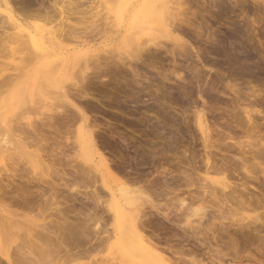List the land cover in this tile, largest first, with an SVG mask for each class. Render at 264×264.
Here are the masks:
<instances>
[{
	"label": "bare ground",
	"instance_id": "obj_1",
	"mask_svg": "<svg viewBox=\"0 0 264 264\" xmlns=\"http://www.w3.org/2000/svg\"><path fill=\"white\" fill-rule=\"evenodd\" d=\"M178 1L177 11L172 6V0H115L113 5L105 6L107 10L100 18L102 22H97L96 16L90 27L85 25L92 34L89 32L90 35L84 36L81 29L82 35L78 36L80 28L74 31L72 21L69 22L70 15L68 17L64 12L74 15L83 13L84 17L93 8V0H62V4L57 0H42L38 5L33 4L38 8L30 10L28 15L25 13V18L15 13L10 0H0V176L10 177L9 182L13 179L16 187L10 185L13 182L9 183V178L5 179V185L0 182V261L5 260L7 264H41V259L49 256L53 249L55 254L64 251L76 260L74 255H90L109 246L122 254L123 259L118 257L123 260L122 264H203L201 256L214 251L221 254L222 248L230 251L226 256H230L231 264H264V236L261 230L264 227V211L237 219L228 218L234 204L247 209L264 208V112L257 107L263 94L257 88L245 91L244 96L240 88H233L237 107L233 120L240 130L219 132L216 140H219L218 150L223 153L222 156L218 157L211 150L188 154L184 151L176 170L156 166L154 169L160 178L158 175L153 178V172H150L149 179L134 177L115 164V160L107 155L108 146L101 139L99 128L90 125L89 116L77 102L90 95L88 86L92 78L107 76L108 71L104 67L113 62V67H119L121 63L134 73L133 60H141L143 52L149 51V45L150 52L152 47L159 51L167 48L166 43L171 41L175 47L186 50L189 46H185L180 32L185 25L193 27L194 22L188 16L186 0ZM84 2L93 3L87 6V10V7L80 8ZM262 2L264 4V0ZM62 13L67 16L68 22L63 16L51 25L54 16H62ZM29 18H40L43 23ZM92 18L87 19L91 21ZM72 34L76 38L75 44L72 47L62 46L60 41H64L65 36L72 37ZM99 34L105 43L111 42L103 55L96 51V45L103 42L100 39L96 42ZM15 50L26 51L16 56ZM9 53L13 60L11 66H7L9 62L2 59ZM175 73L179 79L183 78L181 71ZM37 101L42 103V107L40 104V109L37 108L41 123L27 115ZM194 116L195 128L201 132L205 149L211 148L213 130L206 115L201 109H196ZM42 126L48 131L45 132ZM195 133L192 130V136L196 137ZM123 140L126 142L127 139L124 137ZM54 154L56 157L69 156V160L75 163L71 165L75 183L88 182L96 172L102 176L100 186L96 183L82 195L84 199L80 212L76 214L77 220L57 223L58 231L51 228L54 223L50 222L51 226L45 222L38 223L36 215L30 214L46 202L48 193L56 195L57 189L63 186L57 184L53 177L54 173L60 175L63 170L56 169L57 161L56 164L52 162ZM47 158L52 159V163L47 162ZM33 160L50 172L25 176L23 173L26 174L27 169L22 165ZM7 172L12 174L5 175ZM19 172L23 174L20 177L23 181L16 183L14 179ZM235 173L239 182L235 179L231 181ZM67 174L65 171L62 173L63 176ZM0 179L4 181L2 177ZM253 182L261 187L257 186L260 196L250 190L256 185ZM76 186L73 184L68 188L73 201L77 193H82ZM103 192L107 193V197ZM163 199L167 200L168 207L173 205V208L168 211L163 209L164 204L160 202ZM209 203L213 204L215 212L207 209ZM145 204L150 205V211L144 207ZM90 207H93L95 217H92V208L86 212L85 209ZM60 208L57 207V211ZM99 209L103 213L97 216ZM199 211L202 213L199 214ZM196 215L197 222L192 220ZM105 217L109 227L102 229L100 219L105 220ZM93 219L96 221L94 229L90 227ZM26 223L31 224L26 225L28 233L23 229ZM45 235L48 236L45 238L49 241H45L47 245L41 242ZM113 256L115 259L116 255Z\"/></svg>",
	"mask_w": 264,
	"mask_h": 264
},
{
	"label": "rangeland",
	"instance_id": "obj_2",
	"mask_svg": "<svg viewBox=\"0 0 264 264\" xmlns=\"http://www.w3.org/2000/svg\"><path fill=\"white\" fill-rule=\"evenodd\" d=\"M10 1L15 9V13L24 18L26 17L25 13L28 15L27 13L30 10H35L38 8L34 6L35 4L38 5V3H42L40 2L42 0ZM57 1H60L62 4V0ZM93 1L94 3L92 2L93 4H91L94 6L91 10L89 9L90 11H88L87 14L85 13V18L82 17V15H84L83 13L82 15L81 13H78L81 15L80 17H82V19H86L85 21L80 19V17H74L78 14L74 15L68 11L64 12V14L67 13V16L70 15L71 19H74H70L69 22L80 21L78 25L76 22H71V24L73 30L75 29L77 31V29L80 28V32L82 29L84 36H88L90 33L92 34V32L86 28L87 25L89 26V24L93 23V20L96 16H98L96 19L97 22H102L100 18L107 10V7L105 8V6L109 7L115 3V0H102V2L101 0ZM174 1L175 0H172V4H174L172 6L177 9L178 5L176 1L178 0L175 2ZM189 1L191 3L186 0L185 6L188 3V16L191 17V20L194 22V26L189 27L185 25L183 30L180 32V35H182L183 39H185V46H189L186 48V50H180V48L175 47L174 43L171 41L170 43H166L167 48H162L159 50L160 52L156 51L155 47H152L150 52L149 45V51L143 52L145 55L142 53L143 55L141 60H133L134 62L132 61V67L136 68V72L133 73L130 67L122 65L121 63V66L119 67H113L115 66V62H113L111 65L104 67L105 71H108L107 76L95 77V80L92 78V83H90L91 85L88 86V92L90 95L77 100L81 108L85 111L86 115L89 116L90 125L93 126L94 124L99 128L98 131L100 132V137L103 139L106 147L108 146L106 150L108 151L107 155L115 160V164L119 166V168L121 167L120 169L123 171L125 170L124 172L130 173V175L134 177H144L149 179L150 172H153V174H151L152 177H156L158 175V172L156 173L154 169L156 166H165L166 168H171V170H176L181 164L182 158L180 157L184 154V151H187L188 154L195 151L204 153L205 150H211L218 157L222 156L223 153L218 150V146H220L218 143L219 140H216V138H218L219 132L221 131L220 133L222 134L223 132L228 133L240 130L239 127H236V123L234 122V115L237 109L235 103L236 96L233 91L234 89L240 88L242 95L244 96L245 91L247 92V90L251 91L252 89L257 88L256 90L263 94L262 97H259L260 99L258 98L259 100L257 107L264 112V4L262 0ZM85 3L86 2H84V4ZM84 4L83 6H80V8H85L91 5L90 2H87L85 6ZM88 8L89 7H87V10ZM98 10H101L102 12H98ZM94 12H97L98 14H95ZM64 14L62 13V16L58 14V17L55 15L56 17L54 16V23L51 25L57 23V19H61ZM88 14L94 17L91 21L87 19H91V16ZM66 15L64 18L67 17ZM64 18L62 20H64ZM29 19L31 21L43 23L39 20L40 18H37L38 20H33V18ZM73 24L76 25L73 26ZM195 26H200L201 28L199 27L198 29L195 28ZM46 27L48 26L46 25ZM82 33H78V36L82 35ZM71 36L72 37L65 36V38H63L64 41H60L61 45L64 47H72V45L75 44L74 42L76 38L73 36V34ZM101 36V34L96 36V42L101 40ZM62 37L63 36L60 38ZM144 37L146 38L147 35ZM86 38L90 39L88 37H84V39ZM101 41L103 42L100 44L98 43L99 45H96V48L98 49L96 51L100 54H104L105 49H107L108 46L107 44H111V42L106 41L105 43L103 37ZM14 45L16 46V44ZM174 48L175 50H173ZM17 49L20 50L19 48H16V50ZM16 50V54H14L16 56L26 51L22 50V52H19ZM2 59L6 62H9L7 66H11V63H13L10 53L8 55L6 54L5 57L3 56ZM174 70L178 72L181 71L184 79H179V77H176V71ZM135 74L137 76H135ZM135 79L139 82L137 81V83ZM39 101H41V99H39ZM39 101H37L36 105L32 107L33 109H30L33 111H30L27 114L28 117L31 116V119L37 122H40L38 119V114H40L38 109L40 108L38 107L40 104L42 107V103H38ZM71 107H69V109H71ZM196 109H201L204 112L206 119L208 120V124L213 130V135L210 139L211 144L213 145L211 148L205 149L201 132H198V128H195L196 125L194 123V111ZM42 110L45 111L44 113H46V110ZM262 115L263 114L258 116ZM41 128L40 130H42ZM44 128L45 127H43V129ZM44 130L46 132L47 128ZM192 130H195L196 137L192 136ZM49 132L53 131L50 130ZM50 134L54 135V133ZM124 137L127 139L126 142L123 140ZM52 156L55 158L53 159ZM52 156L50 157L54 161H52L50 158H47L50 160H47V162L52 161L55 163L57 161V164L55 163L56 169L59 167V171L63 169L62 171H65V173L68 174L67 176H63V172L61 171V173L59 172L60 175L55 173L54 176L52 175L54 180H56V183L58 182L63 186H60L57 189L58 192L56 195L48 193L46 196V202L44 201L39 209L34 210L30 214L36 215V222L39 221L38 223L45 222L49 224L48 226H51L50 222L54 223L52 224V226H54L51 228H54V230L56 229V231H58L59 229H57V226H55L57 223H62L64 221H68L69 223L70 221L73 222L77 220L76 214L78 215L80 212L82 200L84 199V196L82 195L87 193V190L92 189L96 183L97 186L101 184L102 176H100V173H98V176L96 172L94 174L95 176L92 174L95 177L94 180V177H91L92 180H90V178L88 182L77 181L75 183L71 176V169H73L71 165L75 163L69 160V156H66L68 159L62 155H58L56 157V154H54ZM1 159L2 153H0V160ZM31 162H27L25 165H22L23 168L25 167L27 169L26 174L23 173L25 176L31 177V175L40 174L42 172V174H44L49 171H46L42 164V166H40L39 162H34V160ZM1 164L2 163L0 162V166ZM8 173L9 172H7L5 175L10 176V174H12ZM23 174L19 172L18 176H15L16 179L14 180L15 182L17 181L16 183L23 181L20 180V177ZM3 176H0V178L2 177L4 181H1L0 179V182L5 185L7 181L9 182L10 177H8V179L5 178L6 176ZM59 176L64 178H60ZM213 176L219 177L220 175ZM236 176L237 174L235 173V176L232 177L233 179L231 178V181L236 180V182H239L237 178H235ZM157 177L160 178L159 175ZM107 178L109 177H106V180L111 182V179L109 178V180ZM5 179L8 180L6 181ZM11 181L9 183H11ZM72 183L76 184L77 189L82 192L81 194L77 193L74 196L76 199L75 201L69 197L70 189L68 188L73 185ZM12 184L10 185L14 188L15 183L13 182ZM253 184L255 185L256 183L253 182ZM255 186L259 187L257 184ZM255 186H251L250 190L255 193L257 192L260 196L261 193L258 190L261 187L256 188ZM103 194L104 196L106 195L105 197H107V193L103 192ZM173 201L176 202L175 199ZM160 202L164 204V207L162 208L167 211L173 208V205H169L170 207H168L166 199H163ZM209 205H207V209L215 212L213 211V204L210 206ZM234 205V209L232 207V210H230L231 212L229 211L230 215L228 214V218L230 219H237L239 216L243 217V215L252 216L256 215L255 212H262V210L264 211V208L251 209L252 207H248L250 209H247L245 206L242 208V206L240 207L236 204ZM145 206L147 207L146 209L150 211V205L148 206L145 204L144 207ZM57 207H61V210L57 211ZM91 208L93 209V207H90L89 210L85 209L86 212H90L92 210ZM200 211L199 214L202 213ZM93 212L94 209L92 213ZM102 213L103 211L100 209L96 211L97 216L101 215ZM216 214H218V212ZM92 217H95L94 213ZM192 218V220H196L197 222V215ZM48 220L49 222H46ZM52 220H54V222H52ZM100 220V227L102 229L106 228L108 226L107 217H105V220ZM91 223L92 224H90V227L94 229L93 227L96 225L95 219H93ZM24 225L26 226L29 224L26 223ZM26 228L27 226L23 229L26 231L25 233H28ZM91 228L90 234L93 235L94 233ZM263 228L264 227H262L261 230L263 233L262 235L264 236ZM46 236L47 235L41 238V242L43 244L45 241L47 243L49 242L47 239H45ZM213 248L215 250L216 247L214 246ZM101 249L102 250H99L98 252H91L92 255H74L76 260L73 256H68V254L64 253V251L59 254L56 253L58 254L57 256L55 252H53V249L49 256L43 257L41 259V264H95L96 262V264L123 263V260H121L123 259L122 254H118L119 251L114 247L110 248L109 246H105L104 250L103 248ZM114 249L116 253H114ZM111 250H113L114 254L110 253L112 252ZM221 250V254H217V252L214 251L206 254V257L201 256L203 259L202 263L231 264L230 256H226V253H229L230 251H227V248H222ZM113 255H116L117 258L115 256V259L118 260L115 261V259L112 258L114 257ZM60 256H62L63 259H60ZM101 257L105 259L103 260ZM97 258L98 260L96 261L95 259ZM3 261H0V264H7L5 260Z\"/></svg>",
	"mask_w": 264,
	"mask_h": 264
}]
</instances>
